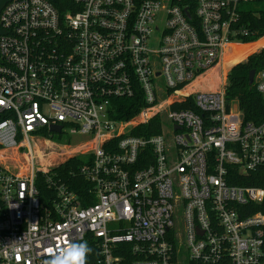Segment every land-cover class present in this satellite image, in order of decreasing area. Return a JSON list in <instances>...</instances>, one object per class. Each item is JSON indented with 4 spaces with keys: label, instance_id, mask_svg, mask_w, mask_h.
Here are the masks:
<instances>
[{
    "label": "built area",
    "instance_id": "2783aa9c",
    "mask_svg": "<svg viewBox=\"0 0 264 264\" xmlns=\"http://www.w3.org/2000/svg\"><path fill=\"white\" fill-rule=\"evenodd\" d=\"M253 2L3 7L0 152L19 172L0 164V264H46L69 241L95 247L88 264H264V70L252 82L260 121L225 99L229 70H218L217 90L196 89L229 47L248 45L241 15ZM131 100L142 106L119 119V101ZM65 128L92 137V149L62 144L50 158L46 146ZM77 156L89 186L80 195L53 171Z\"/></svg>",
    "mask_w": 264,
    "mask_h": 264
},
{
    "label": "trees",
    "instance_id": "16d2710c",
    "mask_svg": "<svg viewBox=\"0 0 264 264\" xmlns=\"http://www.w3.org/2000/svg\"><path fill=\"white\" fill-rule=\"evenodd\" d=\"M137 1L141 2L143 0ZM241 24L242 27L248 31V36L241 39L242 43L249 44L264 37V0H255V2L245 6V10L241 15ZM261 46H264V38L246 49H244L246 46L242 47L241 54L237 57L231 58L229 65L233 62L236 63V61H241L248 51H252L255 48L258 49ZM251 70H254L255 72L264 70V48L249 56L245 62L238 63L229 70L227 73L228 84L225 90V99L227 101H236L239 110L243 113L244 119L256 122L260 121L263 116L262 99L255 91V88L248 84V74ZM119 102L120 106L119 110H117V113L120 114L118 117L119 119H128L132 117L142 106L140 103L136 104L132 100ZM183 108L186 109L187 106L185 105ZM7 117L8 115L3 113L0 115V121ZM154 124H156V121H154ZM157 133L158 131L153 132V134ZM136 135L138 134L136 133ZM15 158L17 159V157L11 153L0 152V164L14 172H19L17 163L13 162V160H18H15ZM85 160L84 157H73L53 170L57 177L61 179V182L69 184L71 190L77 195L81 194L78 186H81L85 192L89 189V186L83 182V179L79 175H77V170L86 164ZM36 186L41 195L46 196L50 194L48 186L44 183L42 176H38ZM89 247L91 248V253L87 257V262L88 258L95 255V247L91 244H89ZM124 264H127V262Z\"/></svg>",
    "mask_w": 264,
    "mask_h": 264
},
{
    "label": "rangeland",
    "instance_id": "374dc122",
    "mask_svg": "<svg viewBox=\"0 0 264 264\" xmlns=\"http://www.w3.org/2000/svg\"><path fill=\"white\" fill-rule=\"evenodd\" d=\"M264 37H262L261 39H258L250 44H248L244 49H246L247 47L258 43L260 40H262ZM235 47H232L231 49H233L235 52L238 51V55L241 54V48L240 50H237L238 48L234 49ZM264 48V46L259 47L258 49H253L252 51H248V53L246 54V56L241 60V61H236L231 63L229 66H226L225 62L226 59L218 65L217 68H215L214 70L210 71L209 76H205L203 78H201L199 81H197V86L196 89L197 90H204V91H215L218 89L219 87V72L222 74V76L224 74H226V72H228V70H230L232 67H234L237 62H245L246 59L251 56L254 53L259 52L260 50H262ZM234 64V65H233ZM233 65V66H232ZM232 66V67H231ZM219 70V72H218ZM218 73V74H217ZM226 84H228V81L226 79L225 81ZM92 137H81V136H75V135H70L69 134V130L67 128H65V131L62 132V134L60 136L58 135H53V138L50 141V144H48V146H46V149L48 152V156L51 157H55L56 154H60L63 151V147H59L62 146V144H69V148L66 150L67 152H71L73 154L76 153H86L88 151H90L92 149V145H90V140ZM49 147V149H48ZM82 157V156H79ZM60 161V158H57L55 160V162Z\"/></svg>",
    "mask_w": 264,
    "mask_h": 264
},
{
    "label": "clouds",
    "instance_id": "9594fccd",
    "mask_svg": "<svg viewBox=\"0 0 264 264\" xmlns=\"http://www.w3.org/2000/svg\"><path fill=\"white\" fill-rule=\"evenodd\" d=\"M50 259L46 264H87V257L91 253V248L86 241H69L57 252L50 248Z\"/></svg>",
    "mask_w": 264,
    "mask_h": 264
},
{
    "label": "water",
    "instance_id": "95a60500",
    "mask_svg": "<svg viewBox=\"0 0 264 264\" xmlns=\"http://www.w3.org/2000/svg\"><path fill=\"white\" fill-rule=\"evenodd\" d=\"M12 0H0V12L1 10L3 9V7L11 2ZM0 35H2V31L0 30ZM238 64V63H237ZM254 74H255V71L254 70H251L248 74V84L249 85H252V82H253V77H254ZM50 131L53 132V133H59L60 132V127L58 126H52L50 128Z\"/></svg>",
    "mask_w": 264,
    "mask_h": 264
},
{
    "label": "bare ground",
    "instance_id": "6f19581e",
    "mask_svg": "<svg viewBox=\"0 0 264 264\" xmlns=\"http://www.w3.org/2000/svg\"><path fill=\"white\" fill-rule=\"evenodd\" d=\"M232 47H229L228 48V53L230 54L227 58H226V62H225V64H226V66H229V61H230V59L231 58H233V57H237L238 56V51L237 52H235L233 49H231ZM240 49L242 48V47H239Z\"/></svg>",
    "mask_w": 264,
    "mask_h": 264
}]
</instances>
